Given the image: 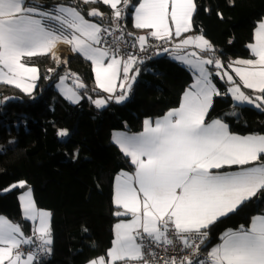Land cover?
<instances>
[{
	"label": "snow or ice",
	"instance_id": "1",
	"mask_svg": "<svg viewBox=\"0 0 264 264\" xmlns=\"http://www.w3.org/2000/svg\"><path fill=\"white\" fill-rule=\"evenodd\" d=\"M82 2L109 6L112 28L90 22L74 7L57 5L42 11L26 7L25 0H0V82L14 84L30 95L39 78L38 68L27 66L23 59L52 53L62 41L91 61L96 87L109 94L92 101L97 108L109 100H125L140 71L136 65L144 62L134 53H121L125 33L119 21L131 0ZM132 8L134 28L147 30V35L135 36L131 47L146 52L149 37L169 43L170 47H157V54L168 53L188 67L193 82L178 108L154 123L145 119L139 134L116 135L115 142L131 158L135 171L121 172L115 179L113 203L118 210L114 215L131 219L114 225L115 238L106 258H93L87 264H150L143 251L146 243L180 244L178 253L186 254L165 257L162 264H264V214L254 215L247 227L224 231L221 242L207 251L206 258H200L209 230L264 191V163H258L264 159V135H237L219 118L206 120L214 97L221 95L213 75L226 79L227 92L237 104L264 108V20L247 45L254 59H238L228 65L239 78L236 81L222 71V61L203 35H184L192 30L194 0H139ZM88 16L104 14L91 9ZM116 32L120 35L109 44L105 37ZM53 58L60 62L54 53ZM208 66H214L215 73ZM72 76L74 88L65 83L66 76L60 77L58 88L66 99L77 103L76 89L85 85L76 74ZM117 87L122 90L119 96L114 95ZM242 89L258 95L253 98ZM57 135L65 137L68 132L59 130ZM232 166L240 170L224 171ZM25 183L20 181L18 186L23 188ZM19 199L24 218L33 222L32 235L25 236L19 225L0 216V264H38L41 254L51 251L50 213L36 208L31 190ZM22 245L32 249L25 254Z\"/></svg>",
	"mask_w": 264,
	"mask_h": 264
},
{
	"label": "trees",
	"instance_id": "2",
	"mask_svg": "<svg viewBox=\"0 0 264 264\" xmlns=\"http://www.w3.org/2000/svg\"><path fill=\"white\" fill-rule=\"evenodd\" d=\"M194 2L192 32L203 35L213 45L214 54L224 65L222 71H228L231 59L251 57L247 45L253 40L256 24L264 18V0ZM138 3L131 0L123 17L131 32H139L132 24V5ZM25 5L42 9L74 7L85 19L102 26L112 20V10L101 2L25 0ZM91 9L104 16H88ZM25 62L39 70L30 95L0 85V215L19 225L25 236H31L33 225L23 217L19 202L20 193L30 189L36 207L50 213L51 251L41 254L38 264H87L93 258L106 257L112 244L117 221L112 202L114 178L134 169L112 141L113 133L139 134L145 119L162 117L179 107L193 75L170 57L160 56L136 65L140 71L128 100H109L97 108L92 101L108 96L94 90L91 64L80 55L75 54L68 64L85 85L78 89L82 97L78 104L68 102L55 91L54 84L63 76L61 71L46 78L55 65L48 55ZM208 67L215 73L214 66ZM212 79L221 95L214 97L206 120L219 118L234 134L264 135V108L234 104L226 93L228 83L215 75ZM68 82L75 85L73 80ZM242 90L253 98L258 95ZM64 129L68 135L59 137L57 132ZM258 163H264V159ZM20 181L26 182L23 188L10 189ZM257 214H264V191L212 227L205 250L216 245L224 231L249 226Z\"/></svg>",
	"mask_w": 264,
	"mask_h": 264
},
{
	"label": "built area",
	"instance_id": "3",
	"mask_svg": "<svg viewBox=\"0 0 264 264\" xmlns=\"http://www.w3.org/2000/svg\"><path fill=\"white\" fill-rule=\"evenodd\" d=\"M119 24L121 28L123 29L125 36L124 40L120 42V48H121V53L126 54V53H134L138 57L143 59V63L150 62L151 60L157 59L162 55L163 52H160L157 54V47H170V44L167 42H159L156 41L154 38L149 37L148 38V45L149 47L147 48L146 52H140L138 46L136 48H132L131 44L135 42V36L139 35H147V34H142L141 32H131L123 22V19L119 21ZM112 20L111 23L107 24L106 26H103L102 28H112ZM127 33H133V36L129 37L127 36ZM120 33L116 32L114 36H106L105 39L111 44L112 40L115 39V37L119 36ZM174 42V41H173ZM59 63H57V59H55V70H60L64 76L67 77V80H74V77L72 74H75L74 70L71 69L68 64L69 61L66 58H58ZM210 236H208L209 240ZM208 240L206 241L205 245L202 246L201 248V254L200 258L204 259L206 258L207 251L205 250V247L208 243ZM165 248H167V251H165ZM180 248V244L176 243L174 245H159L157 246L156 244H151V243H146L143 251L145 253V258L150 261V264H162V261L164 260L165 257L171 258V257H177L182 254L186 253H178L177 249ZM31 250L32 247L30 248H22L21 251L25 252L26 250Z\"/></svg>",
	"mask_w": 264,
	"mask_h": 264
},
{
	"label": "crops",
	"instance_id": "4",
	"mask_svg": "<svg viewBox=\"0 0 264 264\" xmlns=\"http://www.w3.org/2000/svg\"><path fill=\"white\" fill-rule=\"evenodd\" d=\"M82 1V0H81ZM102 3V2H101ZM26 7L27 6H33V5H25ZM107 6V5H106ZM35 7H37V6H35ZM109 7V6H108ZM110 8V7H109ZM37 9L38 10H42V11H51V10H53V9H42L41 7H37ZM111 9V8H110ZM88 20V19H87ZM262 20H264V18L262 19ZM90 22H92V23H96V24H98V25H100L99 23H97L96 21H94V20H89ZM260 22V21H259ZM258 22V23H259ZM257 23V24H258ZM132 24H133V22H132ZM257 24H256V26H257ZM101 27H103L102 25H100ZM134 27V26H133ZM256 28V27H255ZM135 29V28H134ZM136 30H138V29H136ZM255 30V29H254ZM139 32H147V30H139ZM254 33V32H253ZM185 36L186 35H192V36H196V34H194L193 32H192V30H191V32H189V33H187V34H184ZM174 42H175V38H174ZM252 42H253V40H252ZM251 42V43H252ZM248 50H249V48H248ZM249 52H250V50H249ZM53 53L55 54V57L56 58H66V59H68V58H72L75 54H78V55H80L79 53H75V52H73L72 51V49H71V45H69V44H66V43H64V42H57V44H56V46H55V48L53 49V52L52 53H48V54H46V55H48L50 58H51V60L54 62L55 61V58H53ZM164 55H166V56H168V57H170L171 58V56L168 54V53H162V55L161 56H164ZM250 55H251V57L250 58H235V59H231L229 62H228V65H229V63H231V62H233V61H236V60H238V59H254V57L252 56V54H251V52H250ZM37 56H41V55H37ZM81 56V55H80ZM35 57V56H34ZM82 57V56H81ZM83 58V57H82ZM217 58H219V56H217ZM26 59H28V58H24L23 59V62H25V60ZM84 59V58H83ZM172 59V58H171ZM86 60V59H85ZM173 60V59H172ZM88 61V60H87ZM175 61V60H174ZM88 62H90V64H91V61H88ZM175 62H177V61H175ZM26 63V62H25ZM178 63V62H177ZM27 64V63H26ZM180 64V63H179ZM183 67H185L187 70H189L186 66H184L183 64H181ZM27 66H33V65H29V64H27ZM36 67V66H35ZM91 69H92V64H91ZM230 75H232L233 76V79L234 80H236V81H238L239 80V78L236 76V74L232 71V69L231 68H229L228 69V71H227ZM92 74H93V81H94V85H95V87H94V90L96 91V92H99V93H102L103 95H105V96H109V94L108 93H104L101 89H99V88H97L96 87V83H95V75H94V73H93V71H92ZM121 76H122V73H121ZM38 77H39V70H38ZM61 77V76H60ZM60 77H58V79H57V81H56V83L54 84V89H55V91L61 96V97H63L65 100H67L68 102H70L68 99H66L65 97H64V95H62L61 94V91H60V89L58 88V84H59V79H60ZM38 80V79H37ZM37 80L34 82L35 83V87H36V83H37ZM226 81V80H225ZM119 80H117V85H119ZM193 82V81H192ZM227 82V81H226ZM65 83L69 86V87H75V85H73V84H71V83H69L68 82V80L66 79L65 80ZM132 84H133V82H132ZM0 85H7V86H11V87H13V88H16L15 87V85L14 84H6V83H3V82H0ZM35 87H34V89H35ZM189 88V87H188ZM187 88V89H188ZM16 89H18V88H16ZM34 89H33V91H34ZM19 91H21L20 89H18ZM245 90H249V91H252V90H250V89H245ZM32 91V92H33ZM76 91L78 92V95H79V97H80V99H79V101L77 102V103H72V102H70V103H72V104H78L81 100H82V97H81V94H80V92L78 91V89H76ZM22 93H24L23 91H21ZM121 92H122V90L119 88V87H117V89H116V91H115V93H114V95H116V96H119V95H121ZM253 92V91H252ZM24 94H26V93H24ZM229 95V94H228ZM129 96H130V90H128V95H127V98L123 101V102H125L126 100H128V98H129ZM183 96V95H182ZM231 96V95H230ZM182 98V97H181ZM232 101H233V103L234 104H236V105H250V104H247V103H244V104H237V102L236 101H234L233 99H232ZM181 102V101H180ZM253 106H255V105H253ZM176 108H178V107H176ZM175 109V108H174ZM167 113V112H166ZM165 113V114H166ZM164 114V115H165ZM163 115V116H164ZM162 116V117H163ZM162 117H159V118H162ZM157 118H155V119H149V120H151L153 123L155 122V120H156ZM211 122V121H210ZM143 127H144V124H143ZM143 127H142V130H141V132L143 131ZM117 134H124V135H129V136H131V135H136V134H131V133H128V132H126V131H117V132H114L113 133V136H112V141L115 143V145H117L118 146V148L120 149V147H119V145L115 142V138H116V135ZM237 135H239V134H237ZM247 135H254V134H247ZM255 135H257V134H255ZM241 136H246V135H241ZM121 151V150H120ZM124 154V153H123ZM127 157V156H126ZM128 159H129V161H130V163H131V158L130 157H127ZM132 164V163H131ZM134 166V165H133ZM235 167H239V166H232L231 168H226L227 170H225V171H239L240 169L238 168V169H233V168H235ZM134 171H135V167H134V169H133V171L132 172H127V171H122V172H126V173H128V174H133L134 173ZM121 173V172H120ZM120 173H118L116 176H115V178H114V181H113V195H112V202H113V196H114V188H115V179H116V177L120 174ZM16 185V187H19L18 186V183L17 184H15ZM16 187H10V189H12V188H16ZM30 189H27V190H25V191H23L22 193H20V195H19V198L22 196V195H24L26 192H28ZM31 197H32V192H31ZM32 199H33V197H32ZM34 201V200H33ZM19 202H20V206H21V201H20V199H19ZM113 206H114V208H116V211L118 210L117 209V207L114 205V203H113ZM37 208V207H36ZM38 209V208H37ZM21 210H22V207H21ZM38 210H40V209H38ZM121 211H122V209H120ZM43 211H46V210H43ZM115 211V212H116ZM22 215H23V212H22ZM1 216V215H0ZM4 217V216H3ZM24 217V216H23ZM6 218V217H5ZM116 218H117V221H116V223H118V222H121V221H127V220H130L131 219V217L130 216H124V217H117L116 216ZM7 219V218H6ZM10 221V220H9ZM28 221H30V220H28ZM11 222V221H10ZM31 223H32V225H33V222L32 221H30ZM12 223V222H11ZM115 223V224H116ZM114 224V225H115ZM33 227H34V225H33ZM115 237H114V226H113V239H114ZM113 239H112V241H113ZM221 241H219L218 243H220ZM217 243V244H218ZM216 244V245H217ZM216 245H214V246H216ZM214 246H212V247H214ZM30 247V245H22L21 246V249L22 248H29ZM112 247V244H111V246H110V248ZM20 249V250H21ZM26 250V249H25ZM210 250V249H209ZM28 251H30V250H26L24 253L25 254H27V252ZM106 258V257H105Z\"/></svg>",
	"mask_w": 264,
	"mask_h": 264
},
{
	"label": "rangeland",
	"instance_id": "5",
	"mask_svg": "<svg viewBox=\"0 0 264 264\" xmlns=\"http://www.w3.org/2000/svg\"><path fill=\"white\" fill-rule=\"evenodd\" d=\"M142 34H147V32H142ZM174 41V40H173ZM214 48V47H213ZM190 50H196V49H190ZM196 51H198V50H196ZM217 54L215 55V57L217 58ZM176 61V60H175ZM178 62V61H177ZM178 63H180V62H178ZM54 64H55V61H54ZM182 63H180V65H181ZM184 65V64H183ZM185 66V65H184ZM55 65H54V67L53 68H51V69H53V71L52 72H49V70H48V74H47V76H46V78H48V77H50V76H52V75H54L57 71H60V70H57V71H54L55 69ZM188 68V67H187ZM189 69V68H188ZM189 71L192 73V71L189 69ZM63 74V73H62ZM64 76V75H63ZM226 80V79H225ZM229 84H228V86H227V89L229 88ZM226 93L228 94V92L226 91ZM230 95V94H229ZM124 101V100H123ZM122 101V102H123Z\"/></svg>",
	"mask_w": 264,
	"mask_h": 264
},
{
	"label": "water",
	"instance_id": "6",
	"mask_svg": "<svg viewBox=\"0 0 264 264\" xmlns=\"http://www.w3.org/2000/svg\"><path fill=\"white\" fill-rule=\"evenodd\" d=\"M71 58L68 59V61H70Z\"/></svg>",
	"mask_w": 264,
	"mask_h": 264
}]
</instances>
